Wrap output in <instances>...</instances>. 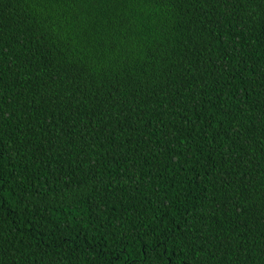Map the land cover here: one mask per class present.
<instances>
[{"label":"trees","instance_id":"obj_1","mask_svg":"<svg viewBox=\"0 0 264 264\" xmlns=\"http://www.w3.org/2000/svg\"><path fill=\"white\" fill-rule=\"evenodd\" d=\"M0 264H264V0H0Z\"/></svg>","mask_w":264,"mask_h":264}]
</instances>
